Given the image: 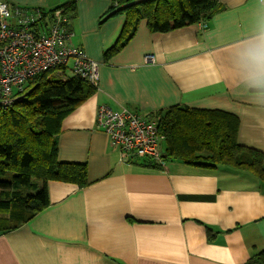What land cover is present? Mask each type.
<instances>
[{"label": "crops", "instance_id": "1", "mask_svg": "<svg viewBox=\"0 0 264 264\" xmlns=\"http://www.w3.org/2000/svg\"><path fill=\"white\" fill-rule=\"evenodd\" d=\"M3 1L49 11L70 0ZM112 2L76 0L72 23L70 43L97 63L98 80L63 120L58 159L85 163L88 184L48 183L47 208L0 236V264H245L264 249V184L253 172L166 160L163 138L162 166L122 159L97 112L220 110L237 118V142L264 155V83L246 55L264 41V0H219L222 11L201 23L207 29L151 33L141 21L104 58L124 21L100 22Z\"/></svg>", "mask_w": 264, "mask_h": 264}, {"label": "trees", "instance_id": "2", "mask_svg": "<svg viewBox=\"0 0 264 264\" xmlns=\"http://www.w3.org/2000/svg\"><path fill=\"white\" fill-rule=\"evenodd\" d=\"M112 1L100 22L113 16H123L124 21L104 58L119 53L133 39L141 21L151 33H168L208 23L222 11L219 0ZM56 9H63L67 29L72 32L76 0L40 10L50 16ZM65 70L59 67L29 79L22 93L7 104L0 103V236L47 208L48 183L77 188L88 184L85 163L58 159L57 137L63 120L93 95L95 87L79 76L65 77ZM56 71H61L58 78L52 77ZM153 117L164 139V159L204 168L230 165L250 170L264 184V155L237 142L235 116L220 110L171 106ZM245 264H264V249Z\"/></svg>", "mask_w": 264, "mask_h": 264}, {"label": "built area", "instance_id": "3", "mask_svg": "<svg viewBox=\"0 0 264 264\" xmlns=\"http://www.w3.org/2000/svg\"><path fill=\"white\" fill-rule=\"evenodd\" d=\"M39 8L10 6L0 0V103L11 102L22 93L29 79L59 67L85 79L94 87L98 80L97 63L87 59L70 43L72 32L67 29L63 9L50 16ZM207 29L206 24H198ZM151 57H147L150 60ZM157 118L140 117L127 109L112 111L100 107L97 124L116 148L122 159H144L162 166Z\"/></svg>", "mask_w": 264, "mask_h": 264}, {"label": "clouds", "instance_id": "4", "mask_svg": "<svg viewBox=\"0 0 264 264\" xmlns=\"http://www.w3.org/2000/svg\"><path fill=\"white\" fill-rule=\"evenodd\" d=\"M246 55L257 82L264 83V41L251 46Z\"/></svg>", "mask_w": 264, "mask_h": 264}, {"label": "rangeland", "instance_id": "5", "mask_svg": "<svg viewBox=\"0 0 264 264\" xmlns=\"http://www.w3.org/2000/svg\"><path fill=\"white\" fill-rule=\"evenodd\" d=\"M70 65H71V62L69 61L67 66H70ZM59 74H61V71H56V72H54V73L52 74V77H54V78H58V77H59ZM70 75H71V72L69 73V71L67 70V71H66V75H65V77H68V76H70Z\"/></svg>", "mask_w": 264, "mask_h": 264}]
</instances>
